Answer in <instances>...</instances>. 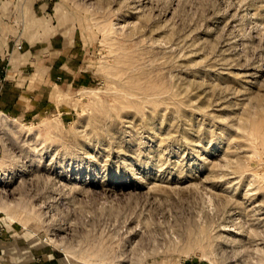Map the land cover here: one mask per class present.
Returning <instances> with one entry per match:
<instances>
[{"label":"rangeland","instance_id":"374dc122","mask_svg":"<svg viewBox=\"0 0 264 264\" xmlns=\"http://www.w3.org/2000/svg\"><path fill=\"white\" fill-rule=\"evenodd\" d=\"M53 2L79 69L0 113V264H264V0Z\"/></svg>","mask_w":264,"mask_h":264},{"label":"crops","instance_id":"0c3cea01","mask_svg":"<svg viewBox=\"0 0 264 264\" xmlns=\"http://www.w3.org/2000/svg\"><path fill=\"white\" fill-rule=\"evenodd\" d=\"M76 39L77 28L53 0H0V113L23 120L39 115L58 77L79 69Z\"/></svg>","mask_w":264,"mask_h":264},{"label":"built area","instance_id":"2783aa9c","mask_svg":"<svg viewBox=\"0 0 264 264\" xmlns=\"http://www.w3.org/2000/svg\"><path fill=\"white\" fill-rule=\"evenodd\" d=\"M15 46H16V48H17L18 50H22V49H23L22 44L16 43Z\"/></svg>","mask_w":264,"mask_h":264}]
</instances>
